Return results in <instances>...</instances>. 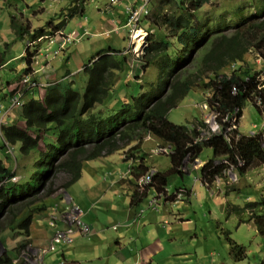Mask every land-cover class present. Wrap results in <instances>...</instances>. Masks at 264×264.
<instances>
[{"label":"trees","instance_id":"obj_1","mask_svg":"<svg viewBox=\"0 0 264 264\" xmlns=\"http://www.w3.org/2000/svg\"><path fill=\"white\" fill-rule=\"evenodd\" d=\"M78 1L79 5H71L66 12L71 10L73 16L78 14L86 2ZM165 3L171 8L170 13L165 11ZM211 4L212 0H159L147 27L156 31L147 38V46L139 57L140 65L133 67L131 55L124 49H101L84 65L89 80L83 95L71 86L65 90L48 86L44 100L33 96L25 101L20 114L22 124L3 123L4 137L18 146L16 151L14 147L13 155L17 153V157L24 160L26 170L32 171L24 175V180L13 181V177L23 175L25 170L16 171L6 164L1 156L5 143L0 144V183L3 185L0 189V237L18 229L29 235L35 221L33 211H45L50 195L57 192L50 181L55 171L68 174L69 178H64L59 187L66 190L81 177L86 161L119 150L126 156L136 157L134 150L148 135L159 140L158 145L172 149L170 169L154 175L157 189L168 184V173L183 172L188 154L194 160L205 148L212 150V156L200 167L199 177L207 187H212L218 178L225 180L228 164L224 159L237 165L238 158L243 160V165L238 166L240 174L264 165L263 139L245 134L237 137L240 133L222 120L238 106L241 113L248 103L259 113L264 112L255 103L256 97L264 99V82L260 88L256 71L246 61L250 49L264 56V0L253 1V13H246V7H238L229 17L227 12L217 11ZM209 5L212 16L197 17V13ZM236 15L239 21L232 32L226 33V21L233 20ZM81 16L87 18L83 12ZM16 19L13 17L14 27L18 25ZM26 54V59L30 60L29 49ZM233 63L235 68L230 69L229 74L224 73ZM152 68L156 70L155 75H149ZM130 74L134 76L133 81L129 80ZM193 89L207 92L209 111L219 128V132H211L212 136L203 142H196V139L199 127L207 125L205 118H199L194 124H175L168 119L169 112ZM226 131L229 140L223 134ZM5 154L6 158L12 156ZM141 158L132 167V175L136 178L150 169L145 158ZM217 160L220 163L216 164ZM30 163H33L31 169ZM44 188L47 192L37 196ZM143 193L139 188L135 190L132 201H137L138 195ZM38 201L41 203L31 208ZM263 209L260 201L245 206L227 201L225 205L226 217L237 215L239 222L245 217L253 220L264 237ZM227 241L235 260L246 257L243 244L229 236ZM17 248L14 249L19 253ZM14 259L16 257L7 253L2 254L0 264H15Z\"/></svg>","mask_w":264,"mask_h":264},{"label":"crops","instance_id":"obj_2","mask_svg":"<svg viewBox=\"0 0 264 264\" xmlns=\"http://www.w3.org/2000/svg\"><path fill=\"white\" fill-rule=\"evenodd\" d=\"M38 1L40 0H31L30 3L26 4L28 8L33 7L32 20L24 14V12H28V10L22 9L20 11V18L23 20L22 23L24 21L28 22V25H30L31 28L29 29V26L27 25V28L24 29L22 35H18L15 32L17 36H19L17 38L23 39L29 35L30 37L28 39H37L40 35L54 34L57 28L63 27L65 31L72 32L74 35H77V37H79V33H83L81 40L79 41L83 40L85 29L83 31L81 27L79 29L76 28L75 25L79 24V22L72 23L73 15L71 14V10L69 13L66 12V8L71 5L67 4L66 6H61L58 11L64 9L65 13L62 14L58 13L55 8L51 11H46V7L43 4H39ZM45 1L47 0H42V2ZM49 1V6H51L59 0ZM126 1L131 2L132 0H121L119 4H116L115 8H113L114 5L109 4L107 6L112 8L111 14L114 18L112 17L109 20H103V22L100 20L96 22V26L101 29V34H108L109 31L114 29L120 31L123 27H126ZM76 3L77 1L72 5H76ZM41 10L47 12L49 15L54 12L58 14L53 16L52 20L47 21L46 25L40 26V23L42 22L40 21L41 18H35V16ZM80 10L83 14L85 13V7H81ZM81 11L79 12L80 14L82 13ZM65 15H67L68 18H65ZM56 17H58L59 20H56ZM34 19L38 21L34 22ZM85 19L88 20L87 18ZM79 21L82 22L81 24L83 28L87 26L84 24L83 17L79 19ZM71 24L73 26H70ZM35 28H39L40 30H36ZM89 28H87L88 31L85 32V36L89 37L95 35V33ZM11 30L13 32L15 31L12 28ZM3 42L6 45L10 43L8 38H4ZM58 42L59 39L55 44L53 43L50 45L48 39H43L37 43L41 45L42 48L35 51L29 47L26 48V50L29 49L33 51L30 56L31 61L36 53H41V57L44 58L43 61L39 59L43 62L42 67L38 69V66L34 65L31 69L32 72L29 71L34 75L36 80L47 81L46 78L49 77V74L50 76H54L57 72L56 69H59V66H61L50 63L51 59L49 61V58L53 54V50L54 53H57L60 50L65 51V48L70 46H76L74 49L68 51L69 55H71L70 57L74 54L78 56L76 49L80 45H78L77 42L63 48L59 46ZM56 45H58V51L57 49L55 50ZM44 48L48 49V51ZM0 54L3 57L1 59L2 64L0 65V69H11V64L14 60L24 55L21 53L17 57H7L4 56L5 53L2 50H0ZM30 60H27L28 67L25 71L31 67ZM68 72L69 74H64L63 77L73 76V74H77L78 71L68 70ZM12 82L13 81H8L7 84L9 85ZM53 82L49 81L50 84H53ZM75 82L77 83L75 79H72L71 82H69L71 84L70 86L74 87L73 84ZM47 87L45 89L12 91L11 94L8 93L3 97L0 95V106H3L4 108L3 111L0 112V119L3 120L5 117L3 123L6 124H22V115H20L18 119L16 118L17 121L15 122H13V118L8 115V112L12 107H20V105L13 106L10 97L17 93L21 95L25 93L24 96H22L24 103L33 96H39L41 100H44L48 89ZM206 99L207 98H204L201 102H195L194 106L197 105L199 110H203V108H205L203 104ZM191 110V113L196 112L193 108H191ZM2 114L5 115L2 116ZM201 116L202 112H200L199 116L191 115V119H199ZM158 141L150 135L146 136L134 150L136 155H138L136 156L138 158L133 156H123L121 152H117L118 156H115V154L112 153L91 160L97 163L92 165L95 168L90 172L93 175L92 177L94 181H90V184L83 188L85 198L82 201H75L74 197L69 194L73 198V201L78 203L81 207L82 204L85 205V209L82 208L85 213L83 219L89 224L90 232L87 235L81 233L77 234L73 246H65L62 252L50 253L47 251L45 253L46 261H55L57 263L63 261L62 264H100V261L101 264H264V237L258 232L253 220L248 221L247 217H245L244 221L239 222L237 215L226 217L225 205L227 201H230L228 199L230 192L227 186L228 183L226 182L223 187L219 184L220 178H218L212 187H207L202 181L195 180V177H199V170L203 165H200L199 167L194 164V162H190L188 170H186V166H184L182 173H168L167 187H169V191L174 192L180 186H184L188 189L186 191L187 195L182 202H175L167 196H162L160 194V189H157L156 187L157 185L146 187L144 193L138 195L139 198L137 201H132L133 192L138 189L136 177L132 175V167L143 159L141 156L145 158L144 161L147 165L151 169H155L157 172H167L171 167L170 155L168 162L161 164V160H155L153 155L148 154V150H145V142H147V146H151L153 144L152 142H156L153 144L155 147L158 145ZM151 150L152 149H150V151ZM13 153L14 152L10 154L13 156ZM203 154L206 155V158L202 157ZM189 156L190 155L188 154V156L185 157L184 164ZM211 156L212 150L209 148L206 149V151L203 149L199 158L201 159L200 161L205 164L207 159ZM120 158H122L125 163H129L127 169H130V175L125 178L119 177L120 173L127 171V169H120L122 166ZM109 167L112 169H108ZM236 170L239 171L238 167ZM101 171L114 174L113 180L110 184L107 181L102 180V178L104 180L107 178L106 176L101 177ZM190 176L192 177V180H190ZM257 176L258 175L254 176L251 181L252 185L255 186V189L260 191V178ZM226 177L228 176L226 175ZM225 181L228 180L225 178ZM216 189H218V191H215ZM153 196H158L161 200L157 209L147 207V202ZM55 197V199L48 203L46 219L42 220L43 222L36 223L38 227H34L33 239L38 246H46L52 238L53 229L48 224L50 215L57 216L60 227L65 226V221L61 217V214L67 211L70 202L67 201L66 198V201H64L61 197V193ZM207 203L209 204L207 212L205 214L200 213L199 209L204 207ZM93 207L98 208L99 212H96L97 214L92 211ZM91 213L94 217H89V214ZM215 213H218L216 217L214 216ZM223 213H225L227 220H232V225L230 227H225L223 225L220 230L215 226V218L217 221H220ZM211 219L214 221L212 227L209 223ZM223 235L225 238H223ZM228 236L246 247V257L244 259H227V247L230 246L227 241ZM29 248H32V246H27L26 252L19 253L18 259L21 264L23 262V256H26V254L32 250Z\"/></svg>","mask_w":264,"mask_h":264},{"label":"rangeland","instance_id":"obj_3","mask_svg":"<svg viewBox=\"0 0 264 264\" xmlns=\"http://www.w3.org/2000/svg\"><path fill=\"white\" fill-rule=\"evenodd\" d=\"M30 1L31 0H0V50H2L5 53L4 56H7V57H17L21 53L24 54L21 57H19L18 59L14 60V62L11 64V69H8V68H1L0 69V95H1V97L6 96L8 93L11 94L12 91L13 92H16L18 90L23 91L25 89V87H23L21 85L20 78H21L22 72H24L25 69L28 67V62L26 59L27 54H26L25 50L27 48V41L29 40L28 38L30 36L27 35L26 37L21 39V38H17V37H19V36H17V34L19 35V33L22 30L26 29L27 25H28V22H26V21H24L22 23L23 20L20 18L21 17L20 11L22 9L28 10V12H24L25 16L30 17L31 20L33 19V17H32L33 7L28 8L26 6V4L30 3ZM76 1H77L76 5H79V1L78 0H76ZM76 1L75 0H62V1L59 0L51 6H49L50 5L49 0H47L45 2H42V0H40L38 2H39V4H43L46 7V11H51L53 8H55L58 11L61 6H66L67 4L72 5ZM158 1L159 0H152L151 6H150V12L147 14L146 17L143 18V21H142L143 24H139L137 27V28L141 27L143 29L141 31L144 32L143 35L141 37H139L140 39H142L141 44H139V43L134 44V40H135L134 36L137 35V32L140 33L139 30L131 32L130 27H127V28L123 27L122 30H120V31H117L116 29H114L112 31H109L108 34L107 33L101 34L100 33L101 29L96 26V22L98 20L103 22V20H109L112 17L114 18V16L111 14L112 8L107 7L110 3V0H87L85 2V14L87 15L88 20H86L83 16H81L80 13H78L72 17V23L79 22V24H76L75 26L78 29L81 27L83 29V31L85 28H89V26H90L89 29L93 33H95V35L88 37V36H85L86 34H84L83 40L77 42L78 45H80L76 49L78 56H76V54H74L72 57H70L71 55H69V51H68V50L74 49L76 46H70L68 48H65V51L60 50L57 53H54V50H53V54L50 56L49 61L51 59L50 63L56 64V65H61V66H59V69H56L57 72L54 76L53 75L50 76V74H49V77L46 78L47 81H45V80H43V81L45 83H49V81H51V82L56 81V82H53V84H50L49 87L52 85L51 88L58 87L61 90H65V88H67L71 85L69 82H71L72 79H75V81H77V83L75 82L73 85H74V87L78 88L79 91L83 95L85 93V90H86V86H87L86 84L88 83V80H89V72L84 69L85 63L86 64L88 63V60L90 59V57L94 53H96L97 51H99L101 49H105L108 47H113L115 49H124V51L127 54L131 55V62H130L131 65H133V67L140 65L141 62L139 60V57L144 53V49L147 46V38L153 32L156 31L155 28L153 29L151 27L150 28H147V27L150 24V22L152 21L154 14L156 13V2H158ZM162 1L166 2L168 0H162ZM212 1H213V4H211V6L214 5L215 6L214 9H216L217 11H218V9H220L221 12H227L228 17L231 15L232 11H234L238 7H246V13H248V12L253 13L255 10L254 4H253L254 0H212ZM133 2H134V0H132L131 2L126 1L125 2V8H127ZM119 3H117V4H119ZM69 7L70 6H68L66 9L68 10ZM115 7H116V5L113 6V8H115ZM164 7H165V11L170 13L171 8L166 3H165ZM58 13L64 14L65 10L61 9L60 11H58ZM58 13L54 12V13L49 15L47 12H44L41 10L40 12L37 13L35 18H41L40 21H42V22L40 23L41 24L40 26H42V25H46L47 21L52 20L53 16L57 15ZM211 13H212V11L210 10V5L205 6L203 9H201L197 13V17L202 18L206 15H209V17H211L212 16ZM13 16H17V18H18V19H16V21L18 22V25L16 24L17 25L16 27H14L12 24ZM82 17L84 19V24L87 25L84 28L82 27V24H81L82 22L79 21V19H81ZM55 19L59 20L58 17H56ZM125 19H127L126 22L128 23L129 15L126 14ZM37 21L38 20L34 19V22H37ZM70 21H71V19H70ZM237 21H239V17L237 15L235 16V18L233 20L229 19L226 21V23L228 25L226 27V31H227L226 33L232 32L234 30V27H235V24ZM21 23H22V25H21ZM28 26H29L28 28L30 29L31 28L30 25H28ZM70 26H73V25L71 24ZM11 28L14 29L17 34L15 33V31L13 32L11 30ZM35 29L39 30V28H35ZM162 30H164V29L162 28ZM171 35L172 34H170V36ZM4 38H8V40L10 42L8 45H6L3 42ZM34 47H36L35 50L42 48L41 45H39V44L35 45ZM57 48H58V45L55 46V50ZM58 50L59 49H57V51ZM29 51L31 53L33 52L32 50H29ZM195 55L197 56V53ZM260 56L261 55L259 54V52L253 51V49H250L246 55V59H247L246 61L251 63V66L254 69V72L259 70L261 65H262L260 62ZM39 57H41V53H39ZM1 59H0V65L2 64ZM39 59L41 61L44 60L43 57H41ZM40 60H39V63L36 65V66H38L37 67L38 69L40 68L39 64H41V65L43 64V62H41ZM230 69H231V66L229 67V69L225 70L224 73L229 74L231 72ZM68 70H71V71L76 70L78 72H77V74H73V76L63 77L64 74H69ZM29 71H30V69H29ZM155 71H156L155 68H152L149 71V75H155ZM31 72H32V70H31ZM61 80H63V81H61ZM129 80L130 81L134 80V76H132V74L129 75ZM8 81H13V82L8 85L7 84ZM45 88H40V89H45ZM24 94H23V96H24ZM122 95H123V93H122ZM10 99H11V97H10ZM203 99H204L203 92H201L200 89H198V90L193 89L182 100V102L178 105V107H175L174 109H172L169 112L168 119L175 124H184V123L194 124V123H196L198 121V119H196V118L191 119V115L199 116L200 112L204 111V110H199L197 105L194 106L195 102H201V101H203ZM251 101L252 100H250V102ZM191 108H193L196 112L191 113V111H192ZM21 110H22L21 106L18 108L12 107V109H10V111L8 112V115H9V117L13 118V122L17 121L18 117L21 114ZM0 116H1V113H0ZM4 118H3V121H4ZM200 118H202V116ZM240 121H241V126H239L241 129L240 131L250 132L252 130L253 124H258V123H261L263 121V116H262V113H259L257 111L255 106L248 103L243 110V117L240 118ZM239 125H240V122H239ZM1 141L2 140L0 139V142ZM147 142H145L144 147H145V150H148V152H147L148 154L153 155L155 160H161L162 161L161 164L168 162L169 155L162 154V153H159V154L153 153V151L155 150V148L157 146L154 147L153 144L151 146H147V144H146ZM17 148H18V146L15 145V151L17 150ZM151 148L153 149L152 151H150ZM206 149H209V148H206ZM206 149H204V150L206 151ZM117 152H121V154L123 156H126V153L122 152L121 150L114 152L115 156H118ZM14 155L11 156V158H6L5 153L1 154V156L6 161V164L11 165V167H13V169H16V171H21V172L23 170H25V173L23 175H17L15 178H13V181L20 182V181L24 180V175L25 174L29 175L32 170L31 171H28V169L26 170V168H25L26 164H25L24 160H22L21 157H19V156L17 157V153H15ZM107 155H109V154H107ZM107 155H105V156H107ZM202 157L206 158V155L203 154ZM120 159H121V164H122L120 169L126 170L129 163L128 162L125 163V161L122 158H120ZM94 163H97V162L88 160L84 163L83 168H82L81 177L78 180H76L75 182L71 183L67 187V189L65 190L66 192L64 190L59 189V187H60L61 182L63 181L64 178H67V179L69 178L68 174H66L64 172L55 171L53 173V175L50 177V181L53 182V187L56 188L57 192L50 195L51 198H49L47 200V207H48V202L55 199L56 198L55 196L59 195L60 193H61V197L64 199V201H66L65 198L68 197L67 192L74 197L75 201H82L85 198V194H84L85 192H84L83 188L87 187L90 184V181H94V179L92 177L93 175L90 173L92 171V169L95 168L94 166H92V165H94ZM217 163H220V161H217ZM32 164L33 163H30L29 169H31ZM186 166H187L186 170H188L189 164ZM261 167L251 168L247 171V174L246 173L245 174H239V171H237L236 169H233L235 175L238 177L237 181L232 180L231 177H230V180L228 179V177H226V179L228 181L220 179L219 184L221 186L224 187L225 183L226 182L228 183L227 186H228V189L230 191L228 199L231 202L235 203L236 205L245 206L248 203L260 201L262 208H264V167H262V168ZM108 169H112V168L109 167ZM101 174H102L101 177L106 176V178H107L106 180H104L102 178L103 181H107L109 184L112 182L114 174L108 173L105 171H101ZM256 175H258L257 177L260 178V191L256 190L255 186L252 185L251 179ZM170 177H171V175H170ZM190 180H192L191 176H190ZM2 187H3V185H1V183H0V189ZM216 188H218V187H216ZM215 191H218V189H216ZM45 192H47V189L44 188L43 192H41L37 196H41ZM40 201L33 204L31 206V208L39 205L41 203ZM80 208L85 209V205L82 204V207L80 206ZM208 208H209V204L207 203L204 207L199 209V212L205 214L207 212ZM6 209L7 208H5V210ZM0 210H2V209H0ZM28 210L25 212V214H27ZM3 211H1V213ZM45 211L42 210L39 213L38 212L34 213V211H33L32 214L34 215V220L36 222L32 223L30 231H29V235L26 236L25 234H23L20 229H18L16 231H12V232H5L3 235H1L0 238H2V239H0V254L2 255V254L7 253L8 255H11L13 258H15V257L18 258L19 253L20 252L21 253L26 252L27 246L30 244L33 245L34 247L36 246V250H37L38 244H36L35 240L33 239L34 227L35 226L38 227V225L36 223L43 222L42 220L46 219L47 213ZM92 211L94 213L99 212L97 207H95V208L93 207ZM82 212L84 213V211H82ZM3 213H5V212H3ZM217 214L218 213H215L214 216L216 217ZM89 217H94V215H92V213H91V214H89ZM2 218L5 219L6 217L3 216ZM209 223H210V226L212 227L214 221L211 219L209 221ZM223 225L225 227H230L232 225V220L231 221L227 220L225 217V213L222 214L220 221H217V219L215 218V226L217 229L221 230V227ZM223 238H225L224 235H223ZM73 244H72V246H73ZM16 247H18L17 250L19 251V253L16 251V249H14ZM227 249H228L227 259L231 258L234 260V258L232 256L233 255L232 254V247L228 246ZM100 264H101V261H100Z\"/></svg>","mask_w":264,"mask_h":264},{"label":"built area","instance_id":"obj_4","mask_svg":"<svg viewBox=\"0 0 264 264\" xmlns=\"http://www.w3.org/2000/svg\"><path fill=\"white\" fill-rule=\"evenodd\" d=\"M152 0H142V5L140 7L144 8L143 11H134L136 10L135 7L128 6L130 10L127 12V15L132 14L133 16V21L130 23L126 24V27H130V31H137V30H143L141 27L137 28L138 25L140 24L141 18L146 17L147 14L150 12L148 5L150 4ZM120 0H110V5H116L119 3ZM85 34V32H84ZM83 35L79 33V37L77 35H71V33H64L61 30H56L54 34H44L42 38L36 40V39H29L27 41V47L32 49L33 51L35 50V45L42 41L43 39H48V43L55 44L57 40L59 39V46L61 48L66 47L67 45L71 43H76L77 41L81 40V36ZM48 51V49H46ZM261 55V54H260ZM35 64L37 65L39 63V58H35L34 60ZM260 62H261V67L259 70L256 71V78L257 80L260 79V88L262 82H264V56H260ZM235 68V63L231 65V69ZM258 71H260L258 73ZM23 75L21 76V84L25 89L27 90H33L35 87L40 89V88H45L50 85V83H45L44 81L37 82L36 78L34 77L33 74H31L29 71L22 73ZM37 83V84H36ZM236 91V89L234 90ZM21 94L17 93L11 97L12 103H17L20 106L24 105V100H22ZM258 98L257 104L258 107L261 108L264 111V103L261 100V96L256 97ZM241 107L238 106L235 108V112H237ZM3 106H0V112L3 111ZM213 114L209 110L203 111L202 112V118H205L207 125L206 127H199V138L196 139V142H203L207 139L210 138L211 132L216 133L219 132V128L217 125L214 124L213 121ZM223 121H228V124L232 127L233 130H237L240 134L237 135V137H240L241 135H244L243 132L240 131V127L237 126V121L233 117L232 113H228L225 117L222 119ZM3 124V121H0V125ZM228 131V130H227ZM223 133L224 136L228 132ZM245 135H248L250 137H256L259 136L263 139L264 141V120L261 123L258 124H253L252 130ZM0 139L2 142L5 143V150L2 151L3 153H12L15 145L11 144L3 135V133L0 131ZM168 154L172 151L170 147H157L153 153H163ZM201 159L200 158H195L194 160L191 159V156H189L188 160L186 161V165L193 163L196 164L197 166L200 167L201 165ZM244 161L238 158V165H231L227 170H226V175L232 178V180L238 179V177L235 175L233 169H237V166L243 165ZM157 173L155 169H149L142 175H139L136 178V182L138 185V188L140 190L146 189V187L151 186L152 184L154 185V175ZM240 174V173H239ZM130 175V169H128L126 172L120 173V178H125L126 176ZM196 181H201L200 177H195ZM188 189L185 188L184 186H180L176 191L171 192L169 191V187L167 185L165 187H162L160 189V194L162 196H167L168 198L174 200L175 202H182L183 199L186 197V191ZM161 200L158 198V196H153L149 199L147 202V207L157 209L158 206L160 205ZM75 203L70 202L68 209L66 212L61 214V217L65 221V226L64 227H59V223L56 220L57 217L51 215V217L48 219L49 223L51 224V228L53 229V234L52 238L47 243L46 246H38L37 250L36 247L35 249H32L29 251V253L26 254V256H23V262L22 264H62L63 261L60 263H57L55 261L48 262L45 260V253L48 251L50 253H59L63 251V248L65 246H70L74 243L75 237L77 234H85L87 235L90 231L89 224L83 219L84 213L80 216L76 214L77 207L73 206ZM73 206V207H72ZM83 211V210H82ZM143 211V210H142ZM76 219V224H73V221ZM51 220V221H50ZM56 226V228H54ZM2 255L0 254V257ZM15 264H21L20 260L14 259Z\"/></svg>","mask_w":264,"mask_h":264},{"label":"bare ground","instance_id":"obj_5","mask_svg":"<svg viewBox=\"0 0 264 264\" xmlns=\"http://www.w3.org/2000/svg\"><path fill=\"white\" fill-rule=\"evenodd\" d=\"M151 3V2H150ZM137 5V7H136V10H134V11H143L144 10V8H142V7H140L141 5H142V0H134V2L132 3V4H130L129 6H132V7H134V5ZM148 8H149V10H150V4L148 5ZM130 10V8L129 7H127L126 9H125V11H126V13L128 12ZM133 21V16H132V14H129V19H128V23H130V22H132ZM56 30H61L62 32H64V33H66L65 32V29L63 28V27H59V28H57ZM85 31H87V28L85 29ZM140 31V33L139 32H137V35L136 36H134V38H135V40H134V44L135 43H139V44H141V42H142V39H140L139 37H141L142 35H143V33L144 32H142L141 30H139ZM69 34V33H68ZM43 37V35H40L39 36V38H37L36 40H38V39H40V38H42ZM144 41V40H143ZM138 47V46H137ZM141 47V46H140ZM139 48V47H138ZM142 48V47H141ZM140 48V49H141ZM142 50V49H141ZM137 51V50H136ZM35 58H39V54L38 53H36L35 55H34V58L32 59V61H31V67H30V71H31V69H32V66H34V65H36L35 64V62H34V60H35ZM40 65V67H42V65L41 64H39ZM260 71H258V73H259ZM22 76V75H21ZM37 82H40L39 80H36ZM37 84V83H36ZM200 91L201 92H203V94L205 95L204 96V98H208V94H207V92L205 93L203 90H201L200 89ZM260 98V97H259ZM261 100L263 101V103H264V99H262L261 98ZM257 101H258V98L256 99V101H255V103L257 104ZM12 105L14 106V105H19V104H17V103H12ZM204 105V107L205 108H203V110L204 111H206V110H209V105H208V101H207V99H206V101H205V103L203 104ZM258 105V104H257ZM245 108V107H244ZM244 108L242 109V111H241V113H239V111H237V112H235V110L232 112V114H233V117L236 119V121H237V126L239 127L240 125H239V122H240V118H242L243 117V110H244ZM260 110H262L261 108H260ZM262 112H263V110H262ZM5 114H2V116H4ZM262 116H263V120H264V112L262 113ZM0 121H3L2 119H0ZM225 122H227L228 123V121H226L225 120ZM3 125V124H2ZM2 125H0V131L2 132ZM211 136H212V133H211ZM210 136V137H211ZM225 137H226V135H225ZM198 138H199V136H198ZM228 140L230 139L229 137H228V135H227V137H226ZM159 144V143H158ZM157 147H168V146H161V145H158ZM156 147V148H157ZM155 148V149H156ZM170 149H171V147H170ZM13 152V151H12ZM154 152V151H153ZM163 153L165 154V152L163 151ZM162 153V154H163ZM172 153V151L170 152V153H168L167 155H170ZM157 154H159V153H157ZM189 158V157H188ZM188 160V159H187ZM218 161V160H217ZM217 161L215 162L216 164H217ZM223 162H225V163H227L228 164V167H227V169L231 166V165H237V164H234V163H230L228 160H226V159H224L223 160ZM201 165H204L202 162H201ZM238 167V166H237ZM227 169H225V170H227ZM67 195H68V197L66 198V200L67 201H69V202H73V203H75L73 206H75V207H77V210H76V214L77 215H82L83 214V212H82V209L80 208V206L78 205V203H76L75 201H73V198L69 195V193H67ZM72 206V207H73ZM54 216V215H53ZM50 217H51V215H50ZM49 217V218H50ZM55 217H57V216H55ZM57 221H58V218L56 219ZM51 221V220H50ZM48 224H49V226H51V224L49 223V220H48ZM73 224L75 225L76 224V219L73 221ZM59 226V225H58ZM60 227V226H59ZM54 228H56V226L54 227ZM90 230V229H89ZM28 247H29V245H28Z\"/></svg>","mask_w":264,"mask_h":264},{"label":"clouds","instance_id":"obj_6","mask_svg":"<svg viewBox=\"0 0 264 264\" xmlns=\"http://www.w3.org/2000/svg\"><path fill=\"white\" fill-rule=\"evenodd\" d=\"M27 71H29V69H28ZM27 71H26V72H27ZM21 85H22V84H21ZM241 132H242V131H241ZM243 134H246V133L243 132ZM186 167H187V166H186ZM31 246H32V245H31Z\"/></svg>","mask_w":264,"mask_h":264}]
</instances>
